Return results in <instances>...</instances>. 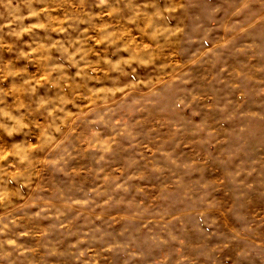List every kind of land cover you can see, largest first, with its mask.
<instances>
[{
	"label": "clouds",
	"instance_id": "1",
	"mask_svg": "<svg viewBox=\"0 0 264 264\" xmlns=\"http://www.w3.org/2000/svg\"><path fill=\"white\" fill-rule=\"evenodd\" d=\"M0 264H264V0H0Z\"/></svg>",
	"mask_w": 264,
	"mask_h": 264
}]
</instances>
